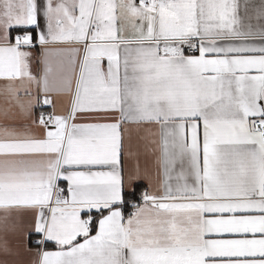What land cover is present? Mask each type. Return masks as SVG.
Instances as JSON below:
<instances>
[{
  "label": "snow or ice",
  "instance_id": "1",
  "mask_svg": "<svg viewBox=\"0 0 264 264\" xmlns=\"http://www.w3.org/2000/svg\"><path fill=\"white\" fill-rule=\"evenodd\" d=\"M10 236L33 264H264V0H0Z\"/></svg>",
  "mask_w": 264,
  "mask_h": 264
},
{
  "label": "crops",
  "instance_id": "2",
  "mask_svg": "<svg viewBox=\"0 0 264 264\" xmlns=\"http://www.w3.org/2000/svg\"><path fill=\"white\" fill-rule=\"evenodd\" d=\"M49 111L51 109H48ZM155 135L152 137V139L158 140V130H153ZM152 145L149 144L147 148L143 144L139 146L140 151V163L143 165H146L148 168H150L153 172V179H156L155 173H156V167H155V154L151 150ZM160 180H163L162 173L160 175ZM33 238H36L35 235H33L30 239H27V248L35 251L37 248V245L35 244V241H33ZM10 243L13 247V252L10 253L6 257H0V259H4L8 261V264H33V261L35 260V257L31 255L28 251L24 250L23 246L17 247L18 241L15 237L10 236L9 237Z\"/></svg>",
  "mask_w": 264,
  "mask_h": 264
},
{
  "label": "built area",
  "instance_id": "3",
  "mask_svg": "<svg viewBox=\"0 0 264 264\" xmlns=\"http://www.w3.org/2000/svg\"><path fill=\"white\" fill-rule=\"evenodd\" d=\"M36 240V238H33V241H35Z\"/></svg>",
  "mask_w": 264,
  "mask_h": 264
}]
</instances>
